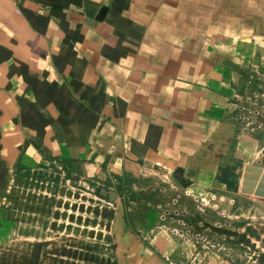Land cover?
<instances>
[{
    "label": "crops",
    "instance_id": "0c3cea01",
    "mask_svg": "<svg viewBox=\"0 0 264 264\" xmlns=\"http://www.w3.org/2000/svg\"><path fill=\"white\" fill-rule=\"evenodd\" d=\"M260 91L264 0H0V221L9 190L46 189L52 174L116 204L155 185L160 213L184 198L229 203L226 179L240 186L239 158L257 152L246 137L263 138L240 120ZM124 207L118 248L166 264L179 239L151 231L160 213Z\"/></svg>",
    "mask_w": 264,
    "mask_h": 264
},
{
    "label": "rangeland",
    "instance_id": "374dc122",
    "mask_svg": "<svg viewBox=\"0 0 264 264\" xmlns=\"http://www.w3.org/2000/svg\"><path fill=\"white\" fill-rule=\"evenodd\" d=\"M258 98L260 102L252 104L246 115L260 125L257 131L263 138L246 137L255 141L257 152L247 161L239 158L240 186L226 179L227 189L237 194L229 203L213 197L192 202L184 198L171 202L172 214L165 208L160 213L166 202L160 197L152 200L155 185L142 186V194L147 195L137 203L128 195L132 192L128 188L126 200L116 204L109 201L106 189L75 181L68 174L57 181L58 175L52 174L46 178L48 186L44 181L46 189L35 183L9 190L0 221V264H134L131 253L118 248L115 232L116 214H122L124 206L130 215L137 212L140 217H144V209H156L160 222L151 231L160 229L159 234L179 239L177 247L167 246L163 252L166 264H264L262 91ZM140 217L135 221L142 232ZM121 256L124 261L119 260Z\"/></svg>",
    "mask_w": 264,
    "mask_h": 264
},
{
    "label": "built area",
    "instance_id": "2783aa9c",
    "mask_svg": "<svg viewBox=\"0 0 264 264\" xmlns=\"http://www.w3.org/2000/svg\"><path fill=\"white\" fill-rule=\"evenodd\" d=\"M250 102H253V103H257L258 104V102L260 101L259 100V98H257V99H250L249 100ZM243 110V113H242V115L240 116V120L241 121H250V122H252L253 123V120L252 119H250L249 120V118H248V116L246 115V110H245V108H243L242 109ZM255 113H259L258 111H255ZM247 124H250V123H247ZM251 125V124H250ZM253 131V130H252ZM36 183H38L37 181H36ZM46 185L48 186V183H46Z\"/></svg>",
    "mask_w": 264,
    "mask_h": 264
},
{
    "label": "water",
    "instance_id": "95a60500",
    "mask_svg": "<svg viewBox=\"0 0 264 264\" xmlns=\"http://www.w3.org/2000/svg\"><path fill=\"white\" fill-rule=\"evenodd\" d=\"M106 12V9H104L103 11H102V14H104ZM179 180L180 181H182V184H185L186 183V180H181L180 178H179ZM115 197H117V194L116 193H113L112 195H111V197H110V200L113 202L114 200H115Z\"/></svg>",
    "mask_w": 264,
    "mask_h": 264
},
{
    "label": "trees",
    "instance_id": "16d2710c",
    "mask_svg": "<svg viewBox=\"0 0 264 264\" xmlns=\"http://www.w3.org/2000/svg\"><path fill=\"white\" fill-rule=\"evenodd\" d=\"M4 172H5V170H4V168L1 164V161H0V181L3 180ZM22 179H23V177L21 178V181H22ZM0 186H2V185L0 184Z\"/></svg>",
    "mask_w": 264,
    "mask_h": 264
}]
</instances>
